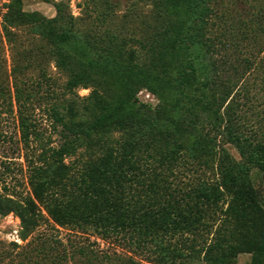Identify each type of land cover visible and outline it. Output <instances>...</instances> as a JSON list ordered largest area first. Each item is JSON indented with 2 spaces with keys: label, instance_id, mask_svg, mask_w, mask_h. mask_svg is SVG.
<instances>
[{
  "label": "trees",
  "instance_id": "obj_1",
  "mask_svg": "<svg viewBox=\"0 0 264 264\" xmlns=\"http://www.w3.org/2000/svg\"><path fill=\"white\" fill-rule=\"evenodd\" d=\"M140 1L132 32L112 0L98 11L100 31L81 32L62 3L54 17L21 0L5 13L0 143L13 140L10 120L26 148L41 139L44 94L61 138L26 157L32 196L0 192V213L21 220L25 243L6 254L16 264H238L240 253L264 264V197L252 180L255 169L264 183V0H150L147 11ZM23 25L33 29L25 38ZM44 53L65 74L62 88L45 69L34 76ZM51 219L107 245L65 241Z\"/></svg>",
  "mask_w": 264,
  "mask_h": 264
},
{
  "label": "rangeland",
  "instance_id": "obj_2",
  "mask_svg": "<svg viewBox=\"0 0 264 264\" xmlns=\"http://www.w3.org/2000/svg\"><path fill=\"white\" fill-rule=\"evenodd\" d=\"M11 1L12 0H0V38L2 37L4 39L5 54L8 60L9 68L11 67V50L9 45L6 43V39L3 34V26L5 24V13L8 11ZM112 1L116 3L113 7L115 13L112 15L116 22L119 24L126 22L130 32L135 29H139V20L136 19V15H133V11H131L133 5L138 3L139 0ZM59 3L64 4L67 11L74 16L81 32L100 31L104 29V25H99V21L97 20L98 11L103 8V0L100 2L99 0H21V2H18L17 5L24 11H39L47 17H54L57 14V4ZM139 7L141 10L147 11L150 8V0H141ZM124 12H129L131 16L123 17ZM16 30L20 32L22 38H25L23 35L33 32L32 27L27 25L20 26ZM41 45L44 46V43ZM39 58L40 65L34 66L33 68L35 70L34 76H39L38 70L40 68L45 69V71L48 72V75L57 82L55 83V87L62 88L66 83L65 74L56 68L54 62L47 56L46 53L41 54ZM46 88L47 86L42 89ZM77 91L81 96H87L90 93L91 88H78ZM43 96L46 97L47 95L44 94ZM138 96L143 102L151 103L153 105H156L158 102L157 97L146 89H142L138 93ZM43 98L37 110V123L41 139L32 138L31 146L26 148L19 139L20 135L15 120H10L7 123V129L10 132L9 134L13 136V140L9 139L6 142L0 143V192L15 199L25 200L28 196L33 195L32 185L30 183L29 163L26 157L28 156L29 158L36 159L41 150V146H57L61 140L60 134L55 132L53 129V125L51 123L52 119L48 113L49 111H47L49 105H47V101ZM227 147L234 156L237 158L240 157L237 149L233 145L227 144ZM180 179L183 182H186L187 180H191L193 178L189 179L185 175H181ZM252 180L254 186L264 197V183L255 169L252 172ZM43 212L48 215L45 209ZM51 226H54L59 230L58 231L52 228V231L58 232L60 238L65 241L70 238L73 239L76 235L83 234V236H88L91 240L101 242L102 247L107 245L103 239L97 237V235L92 231L84 233L75 232L69 228L62 227L53 219H51ZM20 228L21 220L13 212L6 215L0 213V264H12L11 261L13 259L15 261L13 264H16L17 257H7L6 254L12 252V249H14L15 246L13 245V242L20 244V248H16V250L22 249L21 246H23L25 241L20 236ZM256 229V226H251L250 230H248V234L251 236ZM115 247L119 250L125 251V249L121 246ZM262 257H264V255ZM237 263L252 264V254L240 253L237 256Z\"/></svg>",
  "mask_w": 264,
  "mask_h": 264
}]
</instances>
